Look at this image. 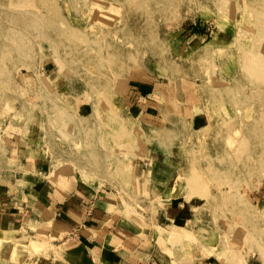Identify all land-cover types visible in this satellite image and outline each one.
<instances>
[{"label": "rangeland", "instance_id": "rangeland-1", "mask_svg": "<svg viewBox=\"0 0 264 264\" xmlns=\"http://www.w3.org/2000/svg\"><path fill=\"white\" fill-rule=\"evenodd\" d=\"M216 31L217 44L199 38ZM186 80L210 126L170 122L162 103L154 129V87ZM0 125L32 141L50 178L122 202L124 223L151 229L157 207L189 215L167 251L264 264V0H0ZM151 156L142 198L130 169ZM19 236H0V264L75 243Z\"/></svg>", "mask_w": 264, "mask_h": 264}, {"label": "crops", "instance_id": "crops-1", "mask_svg": "<svg viewBox=\"0 0 264 264\" xmlns=\"http://www.w3.org/2000/svg\"><path fill=\"white\" fill-rule=\"evenodd\" d=\"M219 34L216 31L199 38L217 44ZM143 81L152 83V79ZM192 85L186 80L168 88L154 87L153 93L159 96V103H151L157 115L154 129L162 128L165 122L164 111L159 108L162 103L166 106L160 107L169 109L165 114L170 122L187 114L191 128L200 135L210 126L202 98ZM154 157L147 162L137 159L130 169V186L142 198L153 192L152 171L147 163ZM106 194L103 189L93 192L76 185L71 178H50L32 141L7 126L0 128V236L70 237L75 242L68 244L64 254L55 246L62 259H54L56 254L53 260L37 264H216L187 250L167 251L161 245V239L174 229H182L183 221L189 220L185 212L174 206L157 207L148 217L151 229H147L136 218L132 221L137 223H124L128 219L123 214L124 204L113 203Z\"/></svg>", "mask_w": 264, "mask_h": 264}]
</instances>
